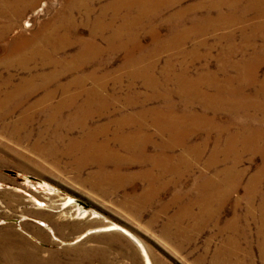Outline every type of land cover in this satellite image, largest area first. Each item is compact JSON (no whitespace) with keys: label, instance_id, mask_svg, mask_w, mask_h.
<instances>
[{"label":"rangeland","instance_id":"obj_1","mask_svg":"<svg viewBox=\"0 0 264 264\" xmlns=\"http://www.w3.org/2000/svg\"><path fill=\"white\" fill-rule=\"evenodd\" d=\"M115 1L95 0L79 5L78 0H38L25 9L4 40L7 43L20 34L30 38L32 33H40L44 24L65 17V23L71 21L76 27L69 35L70 42L61 40L58 53L44 60L59 63L56 67H42L43 61L37 59L26 64L31 69L29 74L16 65L7 70L0 64V77L5 80L11 75L12 82L17 84L24 77L43 73L59 84H70L73 93H78L82 86L87 89L104 86L100 94L108 97L109 105L95 109L99 111L97 114L93 106L90 108L94 115H89L87 126L94 133V141L104 144V148L97 145L99 152L94 155L79 146L72 150L48 148L46 142L51 138L39 135L37 123L35 129H24L33 130L30 134L23 131L14 135L10 127L0 124V257L3 258L4 251H15L11 245L15 243L41 261L31 264H264L261 199L257 195L248 199L246 191L251 179L264 168L261 155L264 99L257 101L254 97L256 90H264V41L253 39L249 30L246 38H242L240 29L244 24L241 23L204 36H188L183 32L206 27L204 23L197 26L191 23L193 15L202 20L206 11L228 10L218 0H178L177 5L152 21V28L145 25L142 33L136 29L137 43L131 53L105 50L100 56L89 58L87 64L81 63L77 59L79 42L90 38L96 24L109 29L102 37L97 34L95 38L102 49L111 33L124 25H134L137 10L131 9V16L126 17L127 12ZM241 3L244 5L238 0L226 1V5L236 7ZM180 12L178 21L173 15ZM211 16L217 18L215 14ZM25 21L32 23V27H24ZM257 21L250 12L246 24L251 27ZM153 29L156 33H152ZM229 32L232 38L223 40L224 33ZM127 35L130 37V32L124 31L118 38L124 41ZM243 39L249 50L240 52L237 49ZM3 45L0 42V49ZM230 45L236 49L233 54L220 53L222 47ZM50 53L51 50L46 52ZM4 56L1 50L0 63ZM258 61L261 65L256 81L246 90V95L247 102L257 101L255 106H263V110H247L244 118L251 129L243 134H236L235 129L223 133L214 156L217 134L213 132L206 137L201 130L190 140L196 148L206 145L198 151L199 158L190 152L179 162L176 157L184 153L181 148L160 152L158 146L170 144V138L157 133L159 130L153 125L152 121L159 116L151 113L142 118L141 112L165 108L169 97L168 104L178 114L212 118L219 123L232 120L234 115L224 110L215 114L199 101L187 103L184 108L176 94L178 87L195 86L198 92L212 96L217 87L235 86L236 82L226 83L225 79H238L247 72L248 68L242 70L239 65ZM163 78L167 81L163 82ZM43 95L38 93L23 106V109L32 107L31 117L40 121L47 118L46 114L33 112L43 105L33 106ZM213 99L211 105L217 101L220 104V98ZM58 100L59 97L54 98L52 104ZM82 101L79 99L78 105ZM19 115L16 112L6 122L18 119ZM138 122L142 124L140 132L136 130ZM78 129L74 133L77 139L83 134ZM134 135L149 138L144 151L128 143V138ZM222 151H231L235 156L225 158ZM164 155L174 156L172 164L161 163ZM236 156L239 161L234 173L224 180L218 172L236 164L232 162ZM236 172H241L240 180L230 190ZM259 189L264 190V171ZM84 211L87 216L77 219V214ZM128 234L140 241L145 254Z\"/></svg>","mask_w":264,"mask_h":264},{"label":"bare ground","instance_id":"obj_2","mask_svg":"<svg viewBox=\"0 0 264 264\" xmlns=\"http://www.w3.org/2000/svg\"><path fill=\"white\" fill-rule=\"evenodd\" d=\"M37 1L38 0H0V19H3L2 24H4H0V42L4 44L3 49H0V51L3 50L5 54L0 64L7 70L10 67L16 65L18 68L23 69L30 74L31 69H27L26 64L31 62L34 63L37 59L43 61V63L41 64L42 67L51 65H53V67H56V65L59 63H55L54 61L45 63L44 60L49 59L52 54L58 53L59 49H61V46L59 44L61 40L67 41V44L70 42L69 35H71V33L75 30L76 27L71 21H67V23H65L66 18L59 16L56 22L44 24L40 33H32L30 35V38L24 37L22 34H20L17 38L5 43L4 40H7L8 33L14 27L13 24H18L25 12V9H27ZM93 1L95 0H78L79 5L80 3L88 5L90 2ZM218 1L221 3V5L227 7L228 12L223 13L217 10V8L215 7L214 9L217 11H215L214 13L206 11L203 15L202 20H198L197 16L193 15L190 19L191 23L195 24V26H197L198 23H204L206 27L202 29L199 28V26H197L196 28L193 27L192 29H189L188 31L183 33L189 34L188 36H204L210 31L220 30L223 28L229 29L230 27H233L234 24L241 23L244 24L243 28L240 29V33L243 35L242 38H246L247 34L245 33H247L249 30V33L252 34L253 39H261L264 41V13L262 11V6H264V2H257L256 0H238V2H244V5H242L241 3L238 4L236 7L232 4L226 5L227 0ZM115 2L118 7H123V9L127 12L126 17L131 16L132 10H137L138 13L137 15H135L136 19L134 21V25L131 27H128V25H124L119 31L114 32V34L111 33L110 37H108V39L106 40V47L102 49L101 47L97 46V41L95 42V38L97 37V34L102 37L104 35V32L106 33L109 29L108 26H102L99 25V23L96 24L90 33V38L86 40H81L79 42L81 47L79 52L80 55L77 57V59L80 60L81 63L87 64L89 58H91L92 56H100L105 50H107V53H115L117 51H125L127 54L131 53L136 45L135 43H137V39L135 36L136 33L138 31H140L141 33L144 32L146 30L145 25H149L152 28V21L155 18L160 17V15H162L163 12L167 11L170 7L177 5L178 0H116ZM250 12H253L255 14V17L258 19V21L254 23L251 27L250 25L246 24L247 16ZM213 14H215L217 18H213L211 16ZM181 15L182 13L180 12L178 14H174L173 17H175V19L179 21ZM169 19L171 18H168V21ZM32 25L33 24L29 21H25L24 23V27L26 28H30L32 27ZM136 29L138 31H136ZM124 31L130 32L131 36L129 37L127 35L126 39L122 41L120 38H118V36L122 35ZM172 31L177 32V30ZM59 32H62V34H59ZM132 33H134V35H132ZM152 33H156V31H154L153 29ZM231 38L232 33L230 32L226 33V35L224 33V35L222 36L223 40H229ZM243 40L244 42L242 43L241 47L237 49L240 52L246 51L249 47L246 44V40ZM205 44L203 43L201 45L206 46ZM48 50H51L50 54H46ZM220 50V53H223L225 55L228 54V56H230L236 51V49L233 46L231 47V45L227 47H222ZM260 65V61L255 64L253 63L239 65L242 70L248 68L247 72H245L244 75L242 74L243 76L239 77L238 79H225L226 83L227 81H233V83L236 82L235 86L228 85L217 87V89H215V94L212 96L198 92L195 86L181 85L178 87V91L176 92V94L179 96L180 103L184 105V108L187 107V103L199 101L202 104L204 103L208 107V109L215 112V114H218V112L224 110L230 115H234L235 117L232 120L227 119L223 123H219L212 118H194L189 117L190 115L187 116L184 113L178 114L177 110L168 104V102L170 101L169 97L166 98L165 108H160L151 112H141L139 116H142V118L146 114L151 115V113L156 116H159L156 117L152 121V123L158 128L159 132L157 133H159L161 136H165V138H170V144H160L158 146L160 152L164 153L165 151H173L177 148H181L184 153H180L179 155H177L176 158L179 162H182L184 155H187V153L190 152L193 153L197 158H199L198 151L201 148H204L206 145L201 144L200 147L198 146L196 148L190 144V140L193 136H195V133H199V130H201L206 133V137H209L210 135H212L213 132H216L218 138L215 140L216 147L213 150L214 156L218 152L219 137L222 136L223 133H228L231 129H235V131L237 130L236 134H243L247 130L251 129L250 123L248 124V120L246 119V113L248 109L251 110L250 108H253L254 112L263 110V106L257 107L255 105L258 104V99H264V90L260 88L259 90L255 91L254 97L257 98L255 104H250V102H247L249 99L246 95V90L250 88L249 86L255 83V75ZM222 72L224 73L225 71L222 69ZM12 77L13 76L8 75L5 80L0 77V124H6L5 127H10L9 130L12 129L13 135L18 133L21 134L24 129H35L34 125L35 123H37V132L39 133V135H48L51 138L50 140H48V142H46L48 148L53 149L57 147H64L65 149L70 148V150H72L76 146H79V148L81 147L82 149L92 153L93 155L96 154L97 151L99 152V147H97V145H101L104 148V144H97L94 141V133H91L90 128L87 126V122L91 120L90 116L93 114V111L95 109H104L107 107V105H109L108 97H104V95L102 96L100 94V92L104 91V86H100L99 88L93 87L90 89H87L86 87V89L82 88V86L80 87L79 92H74V94L70 84H59L58 82H55L56 80L53 81V78H49L51 77V75H44L43 73L40 75L35 73L33 75L20 79L17 84H14L12 82ZM164 81H167L166 78H163V82ZM77 85L79 86V83H75V86ZM51 86H54L52 87L53 89L51 88ZM40 92L44 93V95L38 100H36L34 106H32L41 107L43 105L40 109L36 108L37 110H34L35 112H33L36 114H46L47 118L43 121L36 120L32 118L33 116L31 117L30 113L32 111V107L29 106L28 108L23 109V106L25 104L27 105L28 102ZM56 97H59V100L56 103L52 104V100L54 98L56 99ZM213 97H216L217 100L218 98H220V104H217V101V103L215 102L213 105H211V102L215 101ZM79 99L83 100L80 105H78L77 102ZM92 106L94 107L93 111L90 110ZM16 112H19V118L14 121H9L10 123L6 122L8 121L7 119L10 118ZM98 112L99 111L95 110L94 114H97ZM237 115H239L240 117H237ZM245 116L246 118H244ZM79 118L82 119L79 120ZM126 120L128 121L130 119ZM132 120L134 119L132 118ZM262 126L263 123L261 124V130ZM78 127L80 129H78ZM141 127V122H138L136 130L140 132ZM76 129L83 133L79 139H77L78 137L76 138L74 136ZM30 132H33V130L27 131L26 133L30 134ZM254 133L257 134V130L254 131ZM139 137L134 135L133 137L128 138L127 141L132 146H135L138 151H144L145 144L147 143L149 138L145 136H142L140 138ZM189 144L190 146H188ZM65 146L68 147L66 148ZM221 153L223 154V156H225V158H228V155H234L231 151H222ZM261 155L264 156V150L261 151ZM162 158L163 159H161V163L165 164H169L174 160V156L167 157L164 155V157L162 156ZM233 158L234 159H232V162L238 163V156ZM223 160L225 161L226 159ZM237 163L218 172L219 176H221L224 180L227 179L232 173H234V168L236 167ZM263 171L264 168H262L258 172V174L251 179L250 183L246 187L248 199H250L252 195H257L260 197L261 203L259 205V212L262 214H264V190L262 191L261 189H259V186L261 184V176L263 174ZM240 176L241 172L235 173V175L233 176L235 178L230 181V190H233L236 186H238ZM77 216V219L83 220L87 216V214L84 211L82 213H78ZM204 221V223H206L207 220ZM128 236L139 247L141 252L145 254V250L142 247L140 241L132 235L128 234ZM11 245L15 247V251L11 253H7L6 251L2 252L3 258L0 257V264H31L38 260L35 258V256H32L31 254H26L25 249L22 246L17 247L18 244L15 243H11ZM145 260L146 263H148V260ZM38 261L41 262L40 260Z\"/></svg>","mask_w":264,"mask_h":264}]
</instances>
